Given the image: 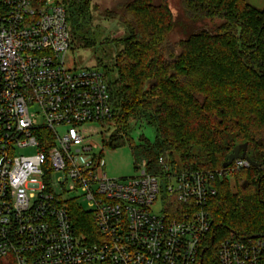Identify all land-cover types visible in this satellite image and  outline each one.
<instances>
[{
    "label": "built area",
    "instance_id": "1",
    "mask_svg": "<svg viewBox=\"0 0 264 264\" xmlns=\"http://www.w3.org/2000/svg\"><path fill=\"white\" fill-rule=\"evenodd\" d=\"M71 48L57 0H0V264H264V237L231 231L214 244L207 207L222 172L160 155L155 171L142 158L136 176H108L85 127L114 115L108 75L68 67ZM73 192L97 241L75 230Z\"/></svg>",
    "mask_w": 264,
    "mask_h": 264
},
{
    "label": "trees",
    "instance_id": "2",
    "mask_svg": "<svg viewBox=\"0 0 264 264\" xmlns=\"http://www.w3.org/2000/svg\"><path fill=\"white\" fill-rule=\"evenodd\" d=\"M91 1L57 0L83 48L99 44ZM179 7L176 16L169 0H120L107 10L124 26L110 40L118 46L110 121L125 135L137 122L154 127V141L132 144L150 171L163 155L182 170L222 172L207 207L214 244L231 231L264 237V8L245 0H179ZM175 31L181 38L173 41ZM244 143L258 165L224 168ZM70 213L76 232L97 241L93 215L77 204Z\"/></svg>",
    "mask_w": 264,
    "mask_h": 264
},
{
    "label": "rangeland",
    "instance_id": "3",
    "mask_svg": "<svg viewBox=\"0 0 264 264\" xmlns=\"http://www.w3.org/2000/svg\"><path fill=\"white\" fill-rule=\"evenodd\" d=\"M120 0H92V27L98 33L99 44L96 47L83 48L79 47L75 41L72 42V48L66 54V63L68 67L83 68L96 66L105 70L108 73V79L116 77V72L113 70L115 53L118 50L115 42H111L115 38L120 37L124 32V26L119 19L112 18L107 15V10H111ZM247 3L264 8V0H245ZM169 5L173 9L175 15L180 12L179 0H169ZM219 21L213 23L214 27ZM212 27H209L211 29ZM71 32V25L69 24ZM181 34L178 31L170 35L173 41L179 40ZM100 42H103L100 43ZM133 129L127 133H115V125L110 120L102 122H91L85 124L86 128L90 129V137L95 140L98 147L94 148L91 153L104 161V170L111 178L127 179L138 174L137 163L140 157H135L132 144H138L142 139L154 141L156 131L154 127L144 123L137 122L133 124ZM127 137H131L132 141H128ZM134 142V143H133ZM35 151L34 148L20 150V154H31ZM60 190V185L56 187ZM66 197L73 199V204L87 207V199L84 196H78V193L73 192ZM215 255L213 247L208 253L209 259Z\"/></svg>",
    "mask_w": 264,
    "mask_h": 264
},
{
    "label": "water",
    "instance_id": "4",
    "mask_svg": "<svg viewBox=\"0 0 264 264\" xmlns=\"http://www.w3.org/2000/svg\"><path fill=\"white\" fill-rule=\"evenodd\" d=\"M246 153H247V143L237 145L234 148V151L229 155L228 160L224 162L223 167L228 168L236 159H246L250 162L251 165L257 166L258 163L251 160Z\"/></svg>",
    "mask_w": 264,
    "mask_h": 264
}]
</instances>
